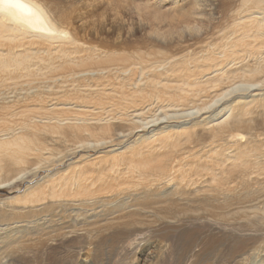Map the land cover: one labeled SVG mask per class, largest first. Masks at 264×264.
<instances>
[{"label": "bare ground", "instance_id": "obj_1", "mask_svg": "<svg viewBox=\"0 0 264 264\" xmlns=\"http://www.w3.org/2000/svg\"><path fill=\"white\" fill-rule=\"evenodd\" d=\"M245 2L249 7L245 9L239 1L243 7L233 10L232 35L223 43L216 44L215 37V44H206L193 55L147 57L136 51L132 57L69 36L62 27L66 18L56 3L0 0V186L35 174L39 167L29 162L47 163L53 155L50 145L63 146L69 151L66 156L86 145L117 146L133 135L127 148H134L111 156L110 162L128 160L127 170L137 179L131 188L123 189L103 179L116 178L123 171L104 175L102 169L88 180L94 185L101 178L96 189L82 186L76 176L71 191V185L60 186L68 171L57 176L53 172L40 184L26 187L20 196L0 200V226L4 225L0 227V264H8L18 249L36 246L34 237L39 244L50 245L77 235L81 247L97 250L106 242L113 248L115 241L139 233L170 240L154 251L156 264H176L180 255L177 252L175 257L174 248L180 240L181 253L191 246L189 264H264V0ZM230 63L238 65L230 70ZM137 64L138 68L133 67ZM76 77L95 81L85 83V91L82 88L87 98L94 97L93 108L104 105L106 99L116 105L113 97H118L121 117L114 115L115 106L111 111L103 107L104 112L84 113L83 102L75 101L76 105L67 100L69 96L65 101L53 95L55 84L65 82L58 84L63 95ZM152 99L159 101L161 116L158 112L149 116ZM210 108L216 110L208 113ZM136 118V126H126ZM172 118L179 120L148 134L139 132ZM112 122H117L116 127ZM152 135L158 136L156 142L149 141ZM46 151L50 157L44 155ZM97 160L98 168L108 161L100 156ZM111 195L130 201L98 221L95 208L106 207ZM78 211L86 212L92 222L83 224L87 214ZM71 218L79 220V227L66 226L63 239L56 240L53 236H59L61 229L58 222L72 224ZM31 223L29 233L26 227ZM179 225L188 226L177 234ZM105 232L110 233L104 236ZM24 235H31V242L23 241ZM166 248L168 260L175 257L172 263L163 259ZM146 259L151 262V257Z\"/></svg>", "mask_w": 264, "mask_h": 264}, {"label": "rangeland", "instance_id": "obj_2", "mask_svg": "<svg viewBox=\"0 0 264 264\" xmlns=\"http://www.w3.org/2000/svg\"><path fill=\"white\" fill-rule=\"evenodd\" d=\"M239 1L240 3L242 2L241 4H244L246 0H238V1L237 0H49L48 4L51 5V4L56 3L58 6L59 5L61 6V13L66 18V21L62 23V27L68 32L69 36L71 37L73 36V38H75L81 43L87 44L89 46L92 45V47L96 46V48L99 47L100 49L105 50L109 53L114 52L117 54H123V55L125 54V56L128 54L129 56L133 57L134 52L138 51V52H143L144 55H146L147 57H154V55H163V54L173 55L176 57L179 55L183 56L184 54H189V53L193 55L199 49L206 47V44H207V47L212 46V44H215V42H213L214 41L213 39L215 37H216L215 41H217L216 44L220 42L223 43L227 37H230L232 35V29H233V27L231 28L230 26H233L234 22L232 20H234L233 17H235L233 10L235 9L236 6H239V7L245 6V4L243 6L241 4L239 5L238 3ZM48 4H45V5L48 6ZM246 4H249V6L251 5L249 1H247ZM249 6L247 5L244 8L246 9V7H249ZM226 10H227V14H226ZM232 22L233 24H231ZM228 27L231 28V31ZM220 28H222L223 31L225 29L229 31V32L227 31L226 32L230 35L226 36L228 34H226L225 31H224L225 33L223 32L224 34H222V31H221L222 29ZM216 35H218V37ZM232 65L233 67L234 66L236 67L238 63L237 64L230 63L228 65V68H230V70L235 69V67L231 68ZM133 67L138 68L139 65L138 66L135 65ZM138 74L139 73L136 72L133 75H138ZM57 77H60V76H57ZM73 77L74 75L71 78ZM57 79L60 80L61 78H57ZM73 80L74 81L68 84L69 87L67 88L69 89L70 93L69 91H67L65 94L62 95L60 91L63 89V87L61 86L64 85L65 82H62V83L56 82L57 84H55L52 87L53 93H54L53 95L54 96L58 95L59 99L61 97V100H65V101H66V98L69 96L67 100L74 101L72 104L75 103L76 105H78L77 102H81V103L83 102V104L85 105L80 104L79 106L82 105L83 107L82 109H84V113H89L88 110H90V112L95 111V113L111 111V107L115 106L113 108L115 111L114 112L112 111V112L114 113L115 116L121 117L120 113L119 112L117 113V111H121L120 105H122V104H119L120 102H117L118 97L117 98L113 97L114 101L117 100L115 102L116 105L115 104L112 105L113 99H106V101H104L106 102L104 105L98 104V106L93 108L94 103L92 102H94V99H93L94 97L93 96H90L89 98L86 97V93L84 91H85V88L87 87L84 88V86H85V83H86V86H89L90 85L89 82L93 84L95 81L93 82V79L88 78V77H80V78L76 77ZM58 84H62V85L59 86ZM58 88H60V91L58 90ZM82 88L84 91H82ZM77 91L80 94H78ZM63 96L64 98H62ZM84 99L85 101H83ZM171 99H174V97H171ZM152 100H151L152 102L150 101V103L152 104L150 103L148 104L150 108L149 110L151 111L150 112L151 114L149 116L153 114L155 115L157 112H158L157 114L161 116V111H160V108L158 107L160 104L159 101L155 102L154 99ZM89 102H91L92 104ZM67 106L70 107V109L73 108L72 111H76L77 109L76 107L74 108L73 105H67ZM155 106H157V108ZM103 107L105 108L103 109ZM186 107L188 106L185 105L182 108H186ZM101 108L104 111L101 110ZM214 109L216 110V108H212V109L210 108L208 113L215 111ZM198 117L199 116H197L196 118ZM132 119H135V118H132ZM172 119L167 120L166 122H164V124L163 122H161V123H158L157 125L149 126L150 128L143 127L142 130L139 132L140 133L145 132L146 134H148L150 129H155V128L159 129V127H163V125L174 124L178 122L176 120H179L177 118L173 120ZM192 119H195V118H192ZM116 123L117 122H112L114 126ZM136 123H137V118L135 122H128L126 126L130 125V128H131L138 124ZM172 131H173L172 129L167 130V132H172ZM133 137L135 138V135L130 136L129 138L133 140L134 139ZM151 137L152 138L149 139V141H152L153 139L156 142V140L158 139L157 135H152ZM129 138L125 142H122L120 144L121 146L117 145L118 147L115 145L112 147V145H107V144L100 145L98 147L93 146V145H89V146L86 145L82 149L75 152V154L66 155V156L64 154L69 153V151H66V149L63 148V146H61L60 144L59 145L54 144V146L48 144L50 145L48 146V148L52 150L51 152V155L53 154L52 158L50 157V155H48L49 150L46 151L44 155L50 157V160H48V162H51L49 164H52V166L49 165L48 162L46 163L44 161L40 162L42 163V165L40 163L37 164L34 161H30L29 163L31 164L35 163L39 167L36 173L35 174L27 173L25 175L26 177H23V178L18 177L14 181H10L11 183H6L5 185L0 186V200H6V199L8 200V199L20 196L21 194H23L26 187L38 184L43 178L46 177V175L48 174L52 175L55 173L56 174L55 176H57L63 171L65 172L68 171V172L66 176L64 177V180L61 181V182H64V185H60V186L67 187L68 185V187H70L71 185V187L69 188L71 190L73 187L71 191L75 190L74 189L75 185L73 184L72 181H73V177H76V176L80 177L79 181L82 186L86 185L87 188L96 189L97 186L101 183V178L100 180L96 181L94 185H91V183H88V180L89 178L92 179L96 177L97 176L96 174L98 172H102V169H103L104 175H107L109 174V172H112L116 169H120L119 171H123L122 172L123 174L121 173L120 175L117 174L116 178H114V176L112 175H109V176L107 175L105 176L106 178L102 176L103 179L106 182L110 180L109 181L110 183L116 184V185L118 184L123 189L128 188L130 186L132 187V185L136 184L135 182L137 179L135 178V175H132L133 171L127 170L125 163H127L128 160L125 159L126 160L125 163L122 161H119V163L117 162L116 164H113V165L110 162L111 156L112 157L113 155L114 157L116 155L119 156V154H121L123 151H126L134 146L132 145L130 148H127V143L131 141ZM113 148H115L116 150L114 152H111V149ZM60 149L62 152L56 153V151ZM99 156H100V159H105V158L108 159L107 161L108 163L105 162L104 165H99L100 169L98 168L99 163L97 160ZM64 158L66 159L64 160ZM88 165H91V166H88ZM75 167L76 169L78 168L79 169L75 170ZM129 172H131V174ZM90 174L92 176H90ZM128 175L130 176L128 177ZM4 177L5 176L3 175L2 178ZM44 184H45V181H44ZM45 198L46 200L50 199V197H45ZM114 198L115 196H112V195L108 198V200L106 201L108 206L107 205L106 207L98 206L97 208H95L98 221L99 220L103 221L108 216V213H110V215H113V211L115 210L117 205L118 207H123L122 202L130 201V200L121 199V198L117 199V197L115 199ZM8 203H12V201ZM21 203L23 204V202ZM0 206H2L1 208H3V204ZM15 211H17V209L13 210V212ZM78 213L80 215L87 214L86 212H83V211H78ZM84 217H85L84 221L86 222L83 224L92 222L91 221L92 218H90L88 214L87 216H84ZM69 218L67 217L68 220ZM76 218L79 219L80 216L79 217L76 216ZM78 219L73 220L71 218L70 221H74L72 224L66 223L64 221L58 222V224H60L61 226L59 236H53V237L56 240L61 241L63 239L61 238V235L65 232L66 226H70L71 228H75V229L79 227L80 223ZM33 225H34L33 223H31L30 225L28 224V226L26 227L27 230L26 229L25 230L29 232V230H31L29 226H33ZM3 226L1 225L0 227H3ZM187 226L179 225V227L176 229L177 231L175 230V233L177 234L178 232L180 233L181 229ZM7 228L8 227L6 226L2 230L7 229ZM109 233L110 232H105L103 235L106 236ZM28 236H31V235H24L23 241L25 240V241L31 242L28 239ZM76 236L77 235H70L66 237L63 242H58L56 244L54 243L50 245L49 243L41 245L39 244V242L36 241L34 237L32 239L36 243V246L32 248H35V249H32V248L18 249L20 250V252L14 255V258L12 257L10 261H8L7 263L8 264H149V263L156 264V257H154L155 256L154 251H156L160 245L166 244L167 246L170 242V240L165 241V240H162V238H158L156 236L146 237V236H143V234L139 233L135 236L129 237L128 240L126 239L123 242L115 241L113 244V248L108 247L107 242H106V244L105 243L102 244V246H100L99 249L93 250L91 246L89 248L84 247V246L81 247V244H80L81 242L78 239H75ZM177 237L176 239L174 237L172 238V241L174 243L178 242ZM178 243L175 245V248H174L175 257H176L177 252L180 255L178 258H176V264H187V263L189 264L190 258L188 255H190L191 246L188 249L189 251L186 250L185 254H183L179 250L183 245L181 240ZM169 252L170 250L166 248L163 259L169 263H172L171 261H173L175 257L171 256L172 257L170 259L171 261L168 260ZM147 256L151 257V262L146 259L148 258Z\"/></svg>", "mask_w": 264, "mask_h": 264}]
</instances>
